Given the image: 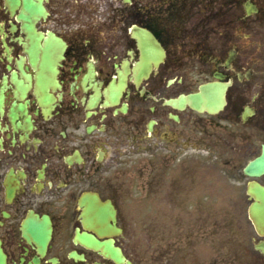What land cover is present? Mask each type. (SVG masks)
I'll list each match as a JSON object with an SVG mask.
<instances>
[{"label": "flooded vegetation", "instance_id": "obj_1", "mask_svg": "<svg viewBox=\"0 0 264 264\" xmlns=\"http://www.w3.org/2000/svg\"><path fill=\"white\" fill-rule=\"evenodd\" d=\"M228 4L0 0V264H156L136 181L165 149L207 161L264 133V0ZM254 232L247 257L160 264H264Z\"/></svg>", "mask_w": 264, "mask_h": 264}, {"label": "rangeland", "instance_id": "obj_2", "mask_svg": "<svg viewBox=\"0 0 264 264\" xmlns=\"http://www.w3.org/2000/svg\"><path fill=\"white\" fill-rule=\"evenodd\" d=\"M230 1L233 2L212 0L213 4L226 2L231 9ZM232 13L229 10L226 18H231ZM244 29L246 33L247 27L244 26ZM247 33L253 35L252 30ZM245 41L253 40L246 38ZM254 53L252 48L245 49V59L253 57ZM259 53L261 65L256 68L263 87L264 41ZM260 108L264 109L262 104ZM245 134L251 133L245 130ZM253 137L256 140L254 147L214 148L211 159L207 161L203 155H197V160L185 158L182 154L172 156L175 149H165L154 167L148 168L147 172L153 174V180L136 181L148 184L142 186L147 189L148 202L152 203L148 212L141 213L151 225L143 229L139 240L140 245L152 244L155 248L150 251L151 258L146 259L148 263L154 260L160 264V249L163 247L179 249L174 254L180 258H189L209 246L213 258L217 260L222 256L231 259V256L241 258L242 255L244 258L252 252L255 232L249 222L247 209L250 200L245 192L251 178L246 177L242 170L249 160L258 155L261 143H264V133L254 134ZM259 180L264 183V177ZM149 183H153V187Z\"/></svg>", "mask_w": 264, "mask_h": 264}, {"label": "water", "instance_id": "obj_3", "mask_svg": "<svg viewBox=\"0 0 264 264\" xmlns=\"http://www.w3.org/2000/svg\"><path fill=\"white\" fill-rule=\"evenodd\" d=\"M245 174L252 177H258L264 174V146L262 154L251 161L244 170ZM248 194L253 199L249 208V216L257 230L264 236V186L257 182H251L248 186ZM257 249L264 253V243L257 245Z\"/></svg>", "mask_w": 264, "mask_h": 264}]
</instances>
